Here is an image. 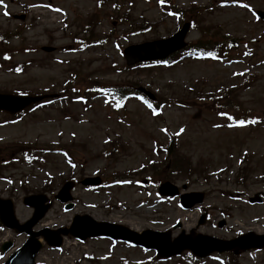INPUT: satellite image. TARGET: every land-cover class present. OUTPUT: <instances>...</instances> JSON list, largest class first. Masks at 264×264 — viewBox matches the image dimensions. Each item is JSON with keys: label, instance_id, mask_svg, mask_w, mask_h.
<instances>
[{"label": "rangeland", "instance_id": "obj_1", "mask_svg": "<svg viewBox=\"0 0 264 264\" xmlns=\"http://www.w3.org/2000/svg\"><path fill=\"white\" fill-rule=\"evenodd\" d=\"M256 10L264 0H0V92L50 95L17 115L0 111V153L11 162L0 165V196L13 200L16 218L32 212L22 197L41 192L51 206L34 229L67 227L75 214H88L138 231L168 230L171 238L264 232V21ZM187 20L189 44L233 40L228 54L126 65L127 45L167 38ZM112 87L143 88L154 108L140 95L115 102ZM29 147L62 153L29 163L22 158ZM85 175L108 186L76 183L66 210L53 195ZM145 179L185 185L204 200L183 209L171 197L146 208L157 197ZM257 195L262 201L250 203ZM25 238L0 228V245ZM9 252L0 249V264ZM187 256L159 260L138 247L66 235L57 249L43 242L36 264H193ZM202 262L264 264V249Z\"/></svg>", "mask_w": 264, "mask_h": 264}, {"label": "water", "instance_id": "obj_2", "mask_svg": "<svg viewBox=\"0 0 264 264\" xmlns=\"http://www.w3.org/2000/svg\"><path fill=\"white\" fill-rule=\"evenodd\" d=\"M258 14L264 19V11H258ZM187 28L188 24H185L180 31L167 39L128 46L124 49V56L127 64L148 59L164 58L169 53L182 48L185 45L183 38ZM43 49L50 51L52 48L43 47ZM42 97L43 96H23L0 93V110L14 113ZM82 182L84 184H98L100 183V179L98 177L86 178ZM72 184V182H66L63 185L57 195L61 201L70 199L69 189L72 187ZM159 190L162 194L166 195H175L178 193L176 186L170 182L162 183ZM201 200V193H184L180 195V202L183 207H190L195 202H200ZM23 201L25 204L32 205L35 210L30 219L23 224H19L14 216L11 200L0 199V221L7 227L29 234V238L26 242L10 255L4 264H32L35 254L41 247V243L36 239V236L40 232L49 244L56 246L61 243L58 232L63 234L69 232L81 240L88 236L109 235L111 237L131 240L146 247L155 248L159 256L177 254L185 248L190 249L194 254L202 256L208 254L212 250L223 251L234 247L245 249L264 246V235H255L252 232L232 240H221L201 234L180 235L174 239L173 242H170L167 232L145 231L144 233L137 234L121 225L109 222H96L88 216H75L69 229L64 228L57 232L49 231L46 228L40 232L32 231L31 227L43 216L49 205L43 204L45 197L41 195H30L25 197ZM66 207H70V205L68 204ZM200 222H202V219ZM222 224L223 222H219V225ZM10 245V242H6L2 245V249L6 250Z\"/></svg>", "mask_w": 264, "mask_h": 264}, {"label": "trees", "instance_id": "obj_3", "mask_svg": "<svg viewBox=\"0 0 264 264\" xmlns=\"http://www.w3.org/2000/svg\"><path fill=\"white\" fill-rule=\"evenodd\" d=\"M203 47H206V48L208 49L210 46L203 45ZM211 47H213V49H215V46H212V45H211Z\"/></svg>", "mask_w": 264, "mask_h": 264}]
</instances>
